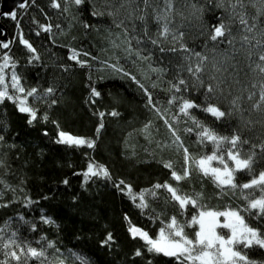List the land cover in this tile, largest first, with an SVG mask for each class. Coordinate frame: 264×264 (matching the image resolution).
Listing matches in <instances>:
<instances>
[{
  "label": "trees",
  "instance_id": "obj_1",
  "mask_svg": "<svg viewBox=\"0 0 264 264\" xmlns=\"http://www.w3.org/2000/svg\"><path fill=\"white\" fill-rule=\"evenodd\" d=\"M56 2L59 8L52 7V0H26L25 7L15 9V18L0 16V37L4 33L9 42L7 49L0 47V63L7 53L15 62L14 71L21 77L22 85L26 89L36 88L40 97L28 98L29 105L37 111V118L31 124L28 114L19 112L12 101L5 99L0 103V181H3L0 183V260L5 259L2 244L15 240L21 247L44 251L43 257L27 258V264H59L60 260L64 264H80L76 255L85 257L89 264H178L174 257L148 252L144 241L134 239L129 228L137 227L156 238L163 226L161 222L167 223L173 216L183 223L200 210L225 212L245 207L239 190L222 193L211 178L196 171L176 182L171 171L163 166V162H171L179 174L184 166L183 150L177 151L165 119L176 129L191 156L211 154L210 143H199L195 131L185 132L193 125L178 114V102L168 103L173 94L169 91L170 81L188 80L190 90L176 95L197 104L204 102V91L191 87L187 62L182 59L185 53L161 52L158 46L151 44L149 37L157 38V25L151 17L146 37L143 25L126 20L124 10L114 16L107 15L119 9L123 0H107V3L85 0L79 6L66 4L65 0ZM253 2L256 7H247L250 15H255L257 8L264 10V0ZM136 3L143 7L141 0ZM190 3L203 8V13L193 15L186 7ZM175 7L183 15L173 13L172 27L184 32V43L190 49L211 57L208 51L211 44L207 42L208 47L205 46L201 30L214 17L227 13L208 0H175ZM93 12L104 14L93 15ZM121 20L124 25L117 27ZM261 20L264 21V17ZM41 25L50 27V31H43ZM21 36L35 48L38 60L29 63L33 53L20 43ZM137 39L141 40L140 44ZM128 40L133 52L141 50L143 56L151 58L142 60L130 55ZM162 46L170 48L171 38ZM226 47V44L221 45L220 50ZM72 50L79 53L77 59L84 62L83 67L69 59ZM232 63L237 66L240 83L213 100L232 114L214 123V118L197 109H193L192 114L198 120L212 123L220 135L231 136L238 132L242 139L249 141L241 146L242 152L247 153L251 145L264 142V123L255 122L264 117L252 110V104L259 100V87L253 89L251 84H258L260 77L249 71L250 62L244 55H237ZM109 65H117L123 72H116ZM152 68L166 71L161 75ZM12 71L11 67L5 69L6 82L10 81ZM229 72L233 69L229 68ZM154 83L156 87L152 86ZM50 87L53 93L45 96V90ZM93 88L100 93L99 97L91 96ZM145 89L151 94L154 106L148 105ZM249 91L256 93L253 101L247 99ZM235 95L242 97L239 112L230 105ZM113 111L118 115L112 116ZM100 112L105 113L102 118ZM249 120L254 123L246 126ZM101 122L103 127L97 133ZM61 131L92 140L94 147L57 143ZM255 151L253 169L258 175L264 171V153L258 147ZM89 163L103 165L111 179L90 176L86 181L83 173ZM251 178L246 172L236 174L240 184ZM121 180L137 194L167 181L182 194L195 197L200 207L188 205L181 214L178 204L168 199L170 194L159 189L156 197H146L148 207L142 210L137 207L139 200L134 202L126 190L122 192L115 186ZM253 195L258 197L260 192L257 190ZM241 215L250 227L264 233V219L247 212ZM42 217L53 223H44ZM197 229L198 226L185 228V232L189 238H194ZM218 232L224 234L228 230L218 229ZM109 234L112 239L105 244ZM49 242L54 246L48 247ZM137 249L141 251L139 256L135 255ZM14 250L19 252L18 248ZM242 251L255 264H264V249L259 246ZM10 264L18 262L10 260ZM19 264H24V258Z\"/></svg>",
  "mask_w": 264,
  "mask_h": 264
},
{
  "label": "snow or ice",
  "instance_id": "obj_2",
  "mask_svg": "<svg viewBox=\"0 0 264 264\" xmlns=\"http://www.w3.org/2000/svg\"><path fill=\"white\" fill-rule=\"evenodd\" d=\"M84 2L85 0H65L66 4L71 3L76 6ZM105 2L107 3V0ZM141 2L143 7H140L136 0H123L119 9L109 11L107 15L114 16L121 9L124 10L126 20L139 21L143 25L142 31L146 37L149 36L148 23L149 17H151L157 25V38L152 39L149 37L151 44L158 46L161 52L170 51L186 54L182 56V59L187 62L186 71L191 78V87L196 90L203 89L204 102L197 104L194 100L183 95L177 96L176 93L190 90L189 81L180 78L175 83L169 82V91L173 94L168 103L171 105L178 102V114L183 115L192 122L193 127L186 128V133L191 134L195 131L199 143H210L213 146L211 154L200 157L191 156L176 129L165 119V124L168 126L177 151L183 150L184 166L182 174L174 170L171 162H163L164 168L171 171V177L176 182L187 179L193 171H196L205 177L211 178L212 182L222 193L228 190L233 192L239 190L241 197L245 200V207L241 210H228L225 212L200 210L198 214L192 215L190 220L183 223L173 216L167 223L161 222L163 226L159 229L156 238H152L148 232L134 226L129 228V232L134 239L138 237L144 241V246L148 252L162 253L164 256L174 257L178 264H255L254 261L249 260L242 249H250L254 246L264 249V233H261L257 228L250 227L245 222L241 212H247L251 216L264 219V171H260L257 175L253 169L257 156L255 149L258 147L261 153H264V142L259 145H251V149L244 153L241 146L249 144L248 140L242 139L238 132L233 133L231 136L220 135L216 132L212 123L198 120L192 114V110L197 109L214 118L213 123L222 120L226 115L232 114L222 110L218 104L213 103V100L217 96H223L226 89L240 83L239 79H237L239 75L236 71L237 66L232 61L236 59L237 55L242 54L250 62L247 66L249 71L260 77L258 84H251L253 89L259 87V100L252 104V110L259 112L264 117V107H262L264 106V21L261 20V17H264V10L257 8L256 14L250 15L247 7L249 5L256 7L253 0H208L210 4H214L215 8L223 9L227 13L225 16L214 17L201 30V35L206 39L205 46L208 47L207 42L211 44V47L208 48V51L212 53L210 57L204 52L190 49L184 43V32L172 27L173 13L183 15V12L176 9L175 0H141ZM25 6L23 3L20 5L21 8ZM52 7L59 8L60 4L56 0H52ZM186 7L192 10L193 15L203 13V8L195 3L187 4ZM149 9H151V12H149ZM64 10L67 11L68 9L65 8ZM103 14L93 12V15ZM12 18H15V13H12ZM123 25L124 20H121L117 27H122ZM84 26L86 28L89 27L87 24ZM41 28L45 32L50 31V27L41 25ZM133 28L135 29V23H133ZM127 35V28H125V36ZM169 37L171 38L172 46L166 49L162 45L169 41ZM136 42L140 44L141 40L137 39ZM20 43L25 45L29 52L33 53L29 63L39 59V56L35 55V48L22 36ZM225 44L227 47L221 51L220 46ZM237 44H239V47L236 46ZM0 47L7 49L9 44L0 43ZM127 50L130 55H135L139 59L149 60L151 58L150 56H143L141 50L133 52L131 40H128ZM217 53H219V59L217 58ZM78 55L79 53L72 50V55L69 56V59L76 60L83 67L84 62L77 59ZM2 61L0 63V103H3L5 99L12 101L16 104L19 112L28 114V123L31 124L37 118V111L29 105L28 98L40 99L37 96V89H26L22 85L21 77L14 71L15 62L12 61L7 53L3 55ZM9 67L13 71L10 74V81L6 82L5 69ZM109 67H112L116 72H123V69L117 65H109ZM229 68L233 69V72H229ZM151 70L161 75L166 71L163 68H152ZM225 73H228V75L226 76ZM123 74L129 75L126 72ZM131 78L135 80V77ZM229 81L232 83H228ZM152 86L156 87L157 85L154 83ZM140 87L143 88L144 86L140 85ZM9 89H11V92ZM53 91L54 89L50 87L45 90L44 95H50ZM145 94L148 97V105L154 106L151 94L147 92V89H145ZM228 95L231 96L232 93L229 92ZM91 96L99 97L100 93L93 88ZM255 96L256 93L254 91H249L247 99L253 101ZM241 99L240 95L232 96L230 100L232 110L241 111ZM110 114L112 116L118 115L115 111ZM99 115L102 118L105 113L100 112ZM255 122L264 123V119ZM253 123L254 121L249 120L246 122V126ZM102 127L103 123L101 122L96 130L97 133ZM145 127L147 128V125ZM57 143L77 147H94V141L74 137L63 131L59 132ZM213 162H215V165ZM239 172H246L252 178L246 183H237L236 174ZM83 175L86 181L90 176L111 179L108 170L103 165H94L93 163H89L88 169ZM0 183H3V181H0ZM115 186L122 192L126 190V194L134 202L139 200L137 207L142 210L148 207L146 197L149 195L156 197L159 189H164L170 194L168 199L178 204L179 209L182 210L181 214H183V210L188 205L194 208L200 207L195 197L182 194L178 187H174L167 181L164 184H154L151 189H144L138 194L134 193L131 186L127 185L123 180L119 181ZM257 190L260 192L258 197L253 195ZM199 195L197 194V196ZM219 217H224L223 222L219 220ZM42 220L46 224L53 223L51 219L46 217H42ZM194 226H198V229L195 230L194 238H189L185 228ZM217 229H227L228 232L220 234ZM111 239L112 236L109 234L104 243L107 244ZM53 246L52 242H49L48 247ZM14 248H18L19 252L14 250ZM2 249L4 250L5 259L0 260V264H10V260L19 264L22 258H24V264H27V258H40L45 255L43 250L21 247L16 244L15 240L4 242ZM135 255H141V251L137 249ZM76 259L80 264H89L88 260L83 256L76 255ZM59 264H64V261L60 260Z\"/></svg>",
  "mask_w": 264,
  "mask_h": 264
},
{
  "label": "water",
  "instance_id": "obj_3",
  "mask_svg": "<svg viewBox=\"0 0 264 264\" xmlns=\"http://www.w3.org/2000/svg\"><path fill=\"white\" fill-rule=\"evenodd\" d=\"M26 0H1L0 4V16L1 15H11L14 13L15 9L21 8L20 5L25 4ZM1 43H8L7 36L3 35L0 37Z\"/></svg>",
  "mask_w": 264,
  "mask_h": 264
},
{
  "label": "rangeland",
  "instance_id": "obj_4",
  "mask_svg": "<svg viewBox=\"0 0 264 264\" xmlns=\"http://www.w3.org/2000/svg\"><path fill=\"white\" fill-rule=\"evenodd\" d=\"M71 135V134H70ZM73 136V135H72ZM74 137H76V136H74ZM82 138V137H81ZM219 220L221 221V222H223V220H224V217H219ZM217 231H218V229H217Z\"/></svg>",
  "mask_w": 264,
  "mask_h": 264
}]
</instances>
